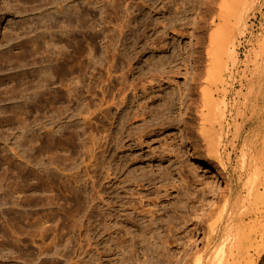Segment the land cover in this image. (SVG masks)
Returning <instances> with one entry per match:
<instances>
[{"label": "rangeland", "instance_id": "374dc122", "mask_svg": "<svg viewBox=\"0 0 264 264\" xmlns=\"http://www.w3.org/2000/svg\"><path fill=\"white\" fill-rule=\"evenodd\" d=\"M208 1L0 0V264H184L204 251L200 222L210 215L212 225L225 210L228 181L215 161L195 157L188 130L198 125L186 121L185 104L210 87L194 83L197 73L207 79L209 49L220 42L209 36L238 8L216 0L212 17L222 21L212 25ZM255 9L240 26L222 22L233 26L225 48L237 62L225 49L229 93L214 100L240 113L264 64V5ZM248 118L228 129L254 132ZM177 157L197 170L191 182L205 199L186 210L183 240L166 263L141 250L114 253L116 234L141 233L164 197L173 205Z\"/></svg>", "mask_w": 264, "mask_h": 264}, {"label": "bare ground", "instance_id": "6f19581e", "mask_svg": "<svg viewBox=\"0 0 264 264\" xmlns=\"http://www.w3.org/2000/svg\"><path fill=\"white\" fill-rule=\"evenodd\" d=\"M233 1L237 2V0ZM225 2L227 1L225 0ZM225 2L223 4L227 5L228 2ZM206 5V15L203 13V17L205 15L206 17L212 18V25L216 24L217 20L219 21L221 19L222 21V17L219 13L217 14L219 19L212 17V15L216 13V0H209ZM263 5L264 0H238L237 10L234 9V7H230L229 4L227 8H231V10L234 11L236 10L235 12L233 11L234 14L236 13V18L233 17L235 18V20L233 19V23L235 21L236 25L240 26L246 9L251 10L258 8L261 11ZM224 7H219V10L221 8L223 10ZM221 11L219 12L223 14L222 16L224 19V15H227L225 13L226 10L225 12ZM227 11V13L231 12L230 10ZM230 15L229 18L226 16L227 18L225 19H228L226 20L227 23L233 25V23L228 22L230 18L232 19L233 14ZM225 19L222 22H224ZM222 22L219 26L216 24V28L221 26L224 27ZM224 25L226 24L224 23ZM231 25H229L230 28H233ZM236 25H234V28ZM229 26L224 27L227 32L225 37L223 36V32L220 33L222 31L220 29H223L222 27L218 30L219 33L216 28V33L215 31L211 32V34H213L209 36L210 39L212 38L210 41L217 39V41L219 40L220 42L216 45L213 44L214 41H212V44L215 46L213 48L214 51L211 48L209 49V54H214L212 55L214 57H212V60H208V62L211 60L209 62L210 67L207 69L208 77H206L207 79L205 78L206 80H203V83L200 73H197L195 77L194 83L198 87L202 84L204 85L205 81L210 87L205 86L200 90L202 100H192L189 104H185V106H187L188 115V117L186 115V118H188L186 121L191 123V125H198L196 132H194L192 126H189L191 131L188 130L189 134L187 133L192 138L190 145L191 149L194 151L195 157L202 159L199 152L204 153L206 158L216 162L228 181V189H226V193H224L225 195L227 194L226 208L223 212L221 211V214L219 213L220 216L217 218L218 220L216 219L217 221L214 224L204 225L206 221L210 219V215L205 217V221L202 220L200 222L205 233V249L202 253L195 249L190 253V256L185 262H183L184 264H257L258 260H260L264 254V82L262 80V76L264 75V64L259 70L261 73L258 71L256 75L259 80L255 79L257 83L255 82L251 85L250 89L248 88L249 92L245 98L246 102L243 104L244 111L242 113L239 111L235 112L230 109L231 107L225 106L222 108L220 102L219 104L215 102L214 95L221 96L220 94H225L224 96L227 97L229 93L226 90L227 88L225 89L224 87V71L226 72L224 64L228 61V58L225 59L226 61L224 63L222 56L226 54L233 65L237 62L234 52L228 51L225 48L228 47V40L231 36L230 34L233 32H229ZM217 33L222 36L216 35ZM242 35H244V33H242ZM231 40H233V38ZM225 42L227 44H225ZM223 44L224 46H222ZM232 67L234 68V66ZM247 72L248 71L245 73ZM230 76L228 78H231ZM211 83H213L214 86ZM248 87H250V85H248ZM193 93L195 94V92ZM224 96L223 98H225ZM222 105H225L224 102ZM166 106L165 108L166 110L168 109V111L165 112H168V114L172 113L174 105L168 104ZM239 116L240 118L242 117V119L249 116L248 121H253L258 124L256 130L251 132L246 129L244 124L240 127H236L234 130H232L231 126V128L228 129V126L231 125L230 123H235ZM187 124L185 123V126H187ZM230 137L232 139L229 141L228 139ZM241 139L242 142L240 144ZM237 152L240 155L233 165L234 161L232 157L236 155ZM178 157L175 158L178 159L176 161L178 164L176 165V168L178 166V173L177 180L172 190L175 196L173 205L168 207L165 204L164 197L161 209L162 214L150 217L148 225L143 231L141 230V233L135 230L133 232L128 231L125 233V236L116 234L113 239L114 253H118L119 250L124 249L126 250V254L128 253L127 255L130 253L129 256L131 257L132 253L135 255L141 250L144 256H150L152 259H155L154 255L158 254V257L160 256V262L166 263L169 260V251L176 249L178 243L183 240L181 235L187 230L186 227L188 222L186 221L187 218L184 216L186 210H194V208L200 209L204 205L205 199L204 196L200 195L196 188L193 187L194 183L191 182L192 179L198 176L197 170L191 167L185 169ZM205 172H207V170H205ZM151 180L149 178L148 183L151 184ZM225 195H221L224 200L226 198ZM222 203L225 205V202L222 201ZM196 204H198V206L194 207ZM170 212H172L173 216H168ZM146 218V216H143L142 220ZM138 223L139 221H135L133 226L137 227ZM140 226L141 225H139V227ZM188 251H191V249H186L185 254L188 253ZM130 257L127 259L128 261L131 259ZM262 264H264V259Z\"/></svg>", "mask_w": 264, "mask_h": 264}]
</instances>
